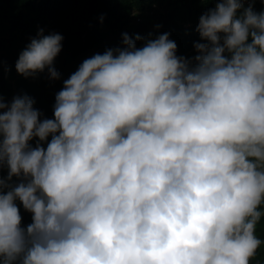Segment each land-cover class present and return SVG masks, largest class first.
<instances>
[{
  "label": "clouds",
  "instance_id": "1",
  "mask_svg": "<svg viewBox=\"0 0 264 264\" xmlns=\"http://www.w3.org/2000/svg\"><path fill=\"white\" fill-rule=\"evenodd\" d=\"M255 2L219 0L200 18L207 43L192 60L167 33L141 48L125 34L124 49L95 54L64 81L54 119L41 120L27 95L10 105L0 96V264H250L264 245ZM62 40L41 32L18 73L47 68L58 80ZM17 201L32 214L26 228Z\"/></svg>",
  "mask_w": 264,
  "mask_h": 264
},
{
  "label": "trees",
  "instance_id": "2",
  "mask_svg": "<svg viewBox=\"0 0 264 264\" xmlns=\"http://www.w3.org/2000/svg\"><path fill=\"white\" fill-rule=\"evenodd\" d=\"M217 2L219 0H0V96L10 105L14 98L27 95L42 114L41 120L54 119L56 95L64 87V81L95 54L124 49L125 34L133 40L137 35L142 37L136 41L137 48H141L147 39L167 33L177 44L176 55L192 60L199 54L195 45L207 43L197 31L200 18L214 9ZM252 6L255 12H264V4ZM41 32L44 36L55 33L63 37L62 51L53 63L60 74L58 80L51 78L47 68L27 78L16 69L21 53L33 39L40 38ZM221 37L223 39V34ZM50 140L51 137L48 142ZM38 143H41L38 138L30 142L32 147ZM42 146L46 148L47 142ZM2 175L7 180L6 166ZM19 182L14 177L10 183ZM16 203L23 217L22 226L26 228L32 223V214L25 211L19 201ZM260 210L264 212V206ZM256 236L264 241V216L257 224ZM250 264H264V245Z\"/></svg>",
  "mask_w": 264,
  "mask_h": 264
},
{
  "label": "built area",
  "instance_id": "3",
  "mask_svg": "<svg viewBox=\"0 0 264 264\" xmlns=\"http://www.w3.org/2000/svg\"><path fill=\"white\" fill-rule=\"evenodd\" d=\"M256 3L264 4V0H256V2H255L254 4H256ZM254 4H253V5H254ZM247 6H249V4L246 3V4L244 5V7H247Z\"/></svg>",
  "mask_w": 264,
  "mask_h": 264
}]
</instances>
